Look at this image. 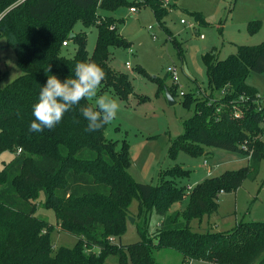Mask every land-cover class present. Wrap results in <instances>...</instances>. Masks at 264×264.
Listing matches in <instances>:
<instances>
[{
    "label": "trees",
    "instance_id": "obj_1",
    "mask_svg": "<svg viewBox=\"0 0 264 264\" xmlns=\"http://www.w3.org/2000/svg\"><path fill=\"white\" fill-rule=\"evenodd\" d=\"M179 0H0V39L12 49L21 75L0 87V155L13 157L0 169V264H157L154 253L169 249L181 255V264L202 261L213 264H264V222H240L227 232L192 230V221L217 214L218 196L235 192L245 180L254 181L264 161V98L247 84L250 73L264 74V41L236 46L235 54L219 60L216 49L202 56L208 94H183L181 105L193 110L182 122L183 131L170 141L168 157H190L219 149L247 157V166L208 177L186 191L176 183L190 174L178 165L159 175L158 184H141L128 172L129 145L105 138V124L86 131L79 106L65 113L53 129L29 133L32 106L49 74L71 78L81 61L97 63L105 72L100 92L111 91L126 101L132 85L126 73L108 65L110 49H129L131 43L108 16L120 7L149 8L166 40L182 56L180 43L164 27L163 20ZM106 13L99 16L98 12ZM199 26L207 25L201 13L184 10ZM96 28L91 54L87 36L74 33L76 24ZM260 21L247 23L256 33ZM63 43L66 45L63 46ZM75 45L71 57L62 48ZM133 71L153 80L155 95L167 91L175 100L178 85L166 86L165 78H151L139 66ZM5 73L0 71V82ZM220 92L221 97L214 98ZM166 97V96H165ZM82 106L95 108L88 99ZM18 150H20L19 153ZM177 178V179H178ZM51 210L60 231L74 236L72 248L51 246L53 226L35 217V201ZM186 199L182 210L168 212ZM137 201V215L153 211L160 217L154 235L137 225L139 241L116 245L129 222V206ZM97 252H93V250Z\"/></svg>",
    "mask_w": 264,
    "mask_h": 264
},
{
    "label": "rangeland",
    "instance_id": "obj_2",
    "mask_svg": "<svg viewBox=\"0 0 264 264\" xmlns=\"http://www.w3.org/2000/svg\"><path fill=\"white\" fill-rule=\"evenodd\" d=\"M131 1V0H129ZM201 13L207 25L199 26L185 11ZM99 16L106 13L99 11ZM115 18L118 33L131 43L129 49L111 48L108 65L116 72L126 73L132 85V94L126 101L119 99L111 91L100 92L97 96L113 98L119 104L116 117L107 123L105 138L117 141L119 149L122 141L129 145L131 177L141 184H158L159 175L172 170L178 165L183 170H189L188 177L176 178V183L192 187L207 178L206 168L209 169V177L219 176L225 171L238 170L247 166V157L235 152L219 149H206V155L190 157L178 153L174 160L168 157L170 141L183 131L182 122L188 119L193 110H186L181 105L182 96L175 99L174 105H169L165 94L155 95L157 85L152 79L144 77L133 71L136 66L141 67L151 78H165L166 86L178 85V92L183 94L194 93L196 97L203 98L208 94L205 67L202 56L212 49H216L219 60L235 54L236 46L258 45L264 41V0H179L176 8L170 11L163 20L172 36L181 45L182 56H178L173 45L166 40V34L158 26L149 8H140L131 14L128 7H120L115 12L108 13ZM186 24H181L180 20ZM260 21L259 30L254 34L247 31V23ZM195 27V29L192 28ZM151 27L152 30H148ZM74 33L84 32L87 36V52L92 53L96 28H84L76 24ZM202 34L203 38H199ZM152 35L156 39H152ZM75 45L69 43L62 48V55L71 57ZM130 68H126L125 63ZM168 68H176L177 78H173L167 72ZM0 71L5 73L0 82L3 88L22 73L16 67L15 55L11 48L6 47L4 39H0ZM247 84L256 89L258 97L264 98V74L250 73ZM221 97L220 92L214 93V98ZM96 107L95 98H87ZM264 106V103H263ZM12 153L5 152L0 155V169L7 163ZM206 166H203V162ZM178 178V179H177ZM43 196L35 201V217L46 221L53 226L51 233V246L53 253L60 247L72 248L77 239L59 230L54 214L51 210L41 207ZM220 203L219 217L214 216L213 227L209 231L226 232L239 222H264V161L260 165L259 172L254 181L245 180L235 192L225 194L218 198ZM186 199L174 203L168 212L182 210ZM130 217L133 223L127 222L126 232L113 244L129 245L139 241L137 225L154 235L158 227L160 217L153 211L137 215V201L133 200L129 206ZM224 217V218H221ZM204 219V218H203ZM197 221H192V230L200 228ZM203 231V230H202ZM215 231V232H216ZM97 252V250H93ZM157 264H181L182 257L173 250L162 249L154 253ZM105 264H116L114 257H108ZM190 264H213L202 261H191Z\"/></svg>",
    "mask_w": 264,
    "mask_h": 264
},
{
    "label": "clouds",
    "instance_id": "obj_3",
    "mask_svg": "<svg viewBox=\"0 0 264 264\" xmlns=\"http://www.w3.org/2000/svg\"><path fill=\"white\" fill-rule=\"evenodd\" d=\"M71 78L61 80L57 75L49 74L46 82L40 86L38 98L32 106L34 118L28 125L29 133L51 130L63 119L65 113L79 106V111L87 121L86 131L95 132L112 121L119 110V104L113 98L97 96V89L105 78L104 70L95 62H78L71 70ZM95 98L96 107L82 106L81 101Z\"/></svg>",
    "mask_w": 264,
    "mask_h": 264
},
{
    "label": "built area",
    "instance_id": "obj_4",
    "mask_svg": "<svg viewBox=\"0 0 264 264\" xmlns=\"http://www.w3.org/2000/svg\"><path fill=\"white\" fill-rule=\"evenodd\" d=\"M21 1H24V0H21ZM137 10H138V9H136V8H134V7L128 8L129 13H131V14L136 13ZM4 13H5V12L0 13V19L3 17ZM180 23H181V24H186V22H185L184 20H182V19L180 20ZM192 28L195 29L194 26H192ZM148 30L150 31V30H152V28H151V27H148ZM199 38L202 39V38H203V35L200 34V35H199ZM152 39H153V40L156 39V36L152 35ZM65 45H66V44L63 43V46H65ZM125 66H126V68H130V65H129L128 62L125 63ZM167 72H168L169 74H171V76H172L173 78H177V71H176V68H168V69H167ZM179 96H183V93L180 92V93H179ZM263 103H264V102H262V103L260 104V108H259V109H264ZM261 138L264 139V132H263ZM19 152H20V150H18L17 153H19ZM203 166H204V167L206 166V162H205V161L203 162ZM206 171H207V175L209 176V175H210V171H209V169L206 168ZM187 189H188V191H190V190H191V187H187ZM112 241H113V240H112Z\"/></svg>",
    "mask_w": 264,
    "mask_h": 264
},
{
    "label": "crops",
    "instance_id": "obj_5",
    "mask_svg": "<svg viewBox=\"0 0 264 264\" xmlns=\"http://www.w3.org/2000/svg\"><path fill=\"white\" fill-rule=\"evenodd\" d=\"M12 158V157H11ZM209 177V176H208ZM207 177V178H208ZM205 179V178H204ZM225 194L224 193H221L219 196H218V198L219 197H222V196H224ZM219 204V209H220V203H218ZM219 209H218V211H217V217H219ZM221 218H224V217H221ZM214 219H216V218H214V216H210V217H206V218H204V219H202L201 221H197V225L198 226H200V228L201 227H203V226H206L207 228L205 229V231H209L212 227H213V225H215L214 224ZM240 223V222H239ZM238 224V223H237ZM237 224H235L234 226H236ZM233 226V227H234ZM192 227V226H191ZM233 227H231L230 229H232ZM229 229V230H230ZM203 230V231H202ZM229 230H227V231H229ZM197 232H205L204 231V229H198V230H196ZM216 231V230H215ZM226 231V232H227ZM216 232H221V231H216ZM114 242H115V240H113Z\"/></svg>",
    "mask_w": 264,
    "mask_h": 264
},
{
    "label": "water",
    "instance_id": "obj_6",
    "mask_svg": "<svg viewBox=\"0 0 264 264\" xmlns=\"http://www.w3.org/2000/svg\"><path fill=\"white\" fill-rule=\"evenodd\" d=\"M165 96L169 105L175 104V100L170 96V94L167 91H165ZM133 221L134 219L129 217V222L133 223Z\"/></svg>",
    "mask_w": 264,
    "mask_h": 264
}]
</instances>
